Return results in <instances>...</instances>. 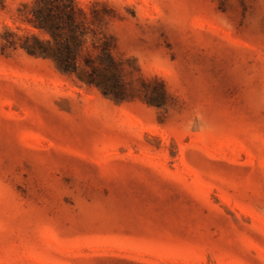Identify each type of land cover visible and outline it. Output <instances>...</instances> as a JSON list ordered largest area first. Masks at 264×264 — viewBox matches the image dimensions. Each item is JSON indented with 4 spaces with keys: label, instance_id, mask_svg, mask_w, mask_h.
Wrapping results in <instances>:
<instances>
[{
    "label": "rangeland",
    "instance_id": "1",
    "mask_svg": "<svg viewBox=\"0 0 264 264\" xmlns=\"http://www.w3.org/2000/svg\"><path fill=\"white\" fill-rule=\"evenodd\" d=\"M0 264H264V0H0Z\"/></svg>",
    "mask_w": 264,
    "mask_h": 264
},
{
    "label": "trees",
    "instance_id": "2",
    "mask_svg": "<svg viewBox=\"0 0 264 264\" xmlns=\"http://www.w3.org/2000/svg\"><path fill=\"white\" fill-rule=\"evenodd\" d=\"M70 6V5H69ZM67 6L66 5H58L57 9L59 10L58 12L62 13V15H65L64 17L66 20H68L72 28L75 30L73 31V34L71 37L68 38H63L59 41L58 45V60L60 64L69 66V64H73L75 56H76V49L80 45V40L77 39V26L74 24V17H75V11L70 10V8L65 9ZM72 8V7H71ZM57 12V13H58ZM57 13H52L55 14V17L59 16ZM61 16V15H60ZM76 18V17H75ZM91 68L96 70L94 65H91Z\"/></svg>",
    "mask_w": 264,
    "mask_h": 264
},
{
    "label": "clouds",
    "instance_id": "3",
    "mask_svg": "<svg viewBox=\"0 0 264 264\" xmlns=\"http://www.w3.org/2000/svg\"><path fill=\"white\" fill-rule=\"evenodd\" d=\"M197 120L198 121H202L203 117L201 115H197ZM188 131H199L201 133L205 132L206 130H210V128L206 129L205 125L201 124V126L199 127V129L196 128L195 124L193 122H189L188 124Z\"/></svg>",
    "mask_w": 264,
    "mask_h": 264
}]
</instances>
